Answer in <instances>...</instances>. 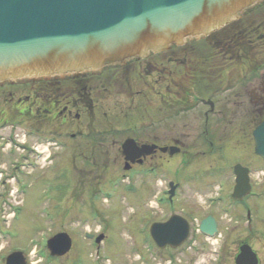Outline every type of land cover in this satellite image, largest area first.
I'll return each instance as SVG.
<instances>
[{"label":"flooded vegetation","instance_id":"flooded-vegetation-1","mask_svg":"<svg viewBox=\"0 0 264 264\" xmlns=\"http://www.w3.org/2000/svg\"><path fill=\"white\" fill-rule=\"evenodd\" d=\"M108 100L110 108L103 110ZM139 100H144L143 109ZM263 118L264 3L203 39L99 73L0 86V160L6 162L8 154L15 155L11 163L17 157L52 159L54 152L45 154V149L56 144L65 161L75 156L90 161L93 169L106 167L110 152L105 147L111 145V161L121 168V177L147 180L161 176L170 159L185 161L189 147L195 149L194 157L216 152L214 159H223L225 132L236 131L235 143L242 147V130L252 131ZM127 140L131 142L123 149ZM208 174L202 171L193 179L208 186ZM169 183L176 194L178 182L165 179L157 193L166 195ZM146 190L151 191L149 186ZM235 202L244 211L243 221L235 219L243 232L231 240L232 230L226 228L212 264H252L246 254L239 256L246 246L255 253L256 264H262L256 244L264 241V181Z\"/></svg>","mask_w":264,"mask_h":264},{"label":"rangeland","instance_id":"rangeland-1","mask_svg":"<svg viewBox=\"0 0 264 264\" xmlns=\"http://www.w3.org/2000/svg\"><path fill=\"white\" fill-rule=\"evenodd\" d=\"M143 102L139 100L141 109ZM107 108L109 100L103 104V110ZM242 131V147L237 145L236 131L225 132L228 142L224 160H215L216 152L194 157L195 149L189 147L185 161L179 164L181 156L174 157L163 165L165 171L161 176L147 180L143 177L121 180V168L114 167L111 161V145L105 147L110 152L106 167L100 164L93 169L90 161L79 162L75 156L68 163L61 148L54 144L45 149L46 154L54 152L52 159H36L33 167L24 161L13 172L10 160L15 155L7 152V161L0 160V264L15 250L23 253L27 264H163L170 254L180 264H212L211 252L220 250L226 228L232 230L231 240L236 239L240 230L243 232V225L235 223V219L243 221L244 211L229 198L232 166L236 163L248 166L254 186L264 181V175H258L261 170L264 174V164L252 154L251 127ZM202 171L210 173L205 179L208 186L193 179ZM164 179L178 182L171 203L155 200L162 197L157 191ZM128 184H134L138 192L126 191ZM148 186L150 192L146 190ZM172 213L187 219L189 236L180 248L161 252L149 243L148 227L166 220ZM208 214L219 226L220 237L211 240L204 239L197 230L199 221ZM58 232L70 236L72 247L66 255L52 259L45 241ZM85 232L104 235L97 254L92 241L84 238ZM256 248L264 264V241L256 244Z\"/></svg>","mask_w":264,"mask_h":264},{"label":"water","instance_id":"water-1","mask_svg":"<svg viewBox=\"0 0 264 264\" xmlns=\"http://www.w3.org/2000/svg\"><path fill=\"white\" fill-rule=\"evenodd\" d=\"M262 1L0 0V85L97 71L144 57L203 38ZM252 135L255 154L264 158V120ZM246 171L234 167V198L248 191ZM187 230L186 222L172 215L164 223H153L150 235L159 247H176ZM199 230L212 236L214 219L205 217ZM101 239L99 235L96 242ZM70 246L64 232L46 242L51 256L64 255ZM5 264L26 262L20 252H13Z\"/></svg>","mask_w":264,"mask_h":264}]
</instances>
